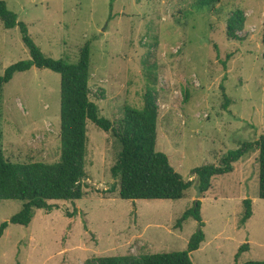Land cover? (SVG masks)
I'll return each mask as SVG.
<instances>
[{
  "label": "rangeland",
  "instance_id": "1",
  "mask_svg": "<svg viewBox=\"0 0 264 264\" xmlns=\"http://www.w3.org/2000/svg\"><path fill=\"white\" fill-rule=\"evenodd\" d=\"M46 56L76 62L90 48L89 99L117 125L140 109L148 88L156 96V150L184 180L194 168L219 165L243 142L264 136V0H3ZM240 9L234 37L228 18ZM30 57L19 26L0 21V75ZM226 98L229 103L224 107ZM60 75L32 66L0 89V148L11 161L55 162L60 154ZM85 193L34 209L28 225L8 223L0 237V264H81L100 256H141L186 248L199 228L175 221L200 201L204 240L189 253L193 264H242L264 259V199L258 195V151L250 147L233 170L196 184L180 199H122L109 191L120 149L111 131L86 121ZM244 199L252 214L239 220ZM22 202L0 200V224ZM246 249L239 252L241 245Z\"/></svg>",
  "mask_w": 264,
  "mask_h": 264
},
{
  "label": "trees",
  "instance_id": "2",
  "mask_svg": "<svg viewBox=\"0 0 264 264\" xmlns=\"http://www.w3.org/2000/svg\"><path fill=\"white\" fill-rule=\"evenodd\" d=\"M220 0H196L199 7L213 8ZM0 21L4 28L19 26L22 40L29 50L30 57L17 61L5 68L0 75V89L17 72L29 70L32 66L48 68L60 75V154L55 162H18L5 158L0 148V200H19L22 202L18 213L0 224V237L8 223L28 225L34 209L50 211L52 200H77L85 194L82 179L86 154V121L90 120L105 132L111 131L119 144V151L110 174L117 180L109 191L117 189L122 199H180L186 190L196 184L198 195L210 188L211 178L233 170V163L240 160L250 147L258 151V195L264 199V136L253 142H243L229 150L219 165L204 164L193 169V179L184 180L170 165L167 156L156 150L157 106L156 96L151 88L143 95L140 109H127L117 125L98 114L96 104L89 99L88 80L90 77V48L84 44L74 63L54 59L43 54L27 34L24 23L17 21L14 12L0 0ZM244 22L240 9H235L227 20L226 34L234 37ZM264 41V31H263ZM229 103L226 98L224 107ZM243 213L239 220L243 225L252 214L251 200L244 199ZM200 201L195 200L175 221L181 228L189 218L194 219L198 229L190 236L183 250L156 252L135 256H100L86 259L81 264H193L189 253L197 250L204 240L203 221L200 215ZM246 249L243 244L239 252ZM242 264H264V259Z\"/></svg>",
  "mask_w": 264,
  "mask_h": 264
},
{
  "label": "crops",
  "instance_id": "3",
  "mask_svg": "<svg viewBox=\"0 0 264 264\" xmlns=\"http://www.w3.org/2000/svg\"><path fill=\"white\" fill-rule=\"evenodd\" d=\"M200 247V246H199ZM195 251V250H194ZM193 252V251H192Z\"/></svg>",
  "mask_w": 264,
  "mask_h": 264
}]
</instances>
